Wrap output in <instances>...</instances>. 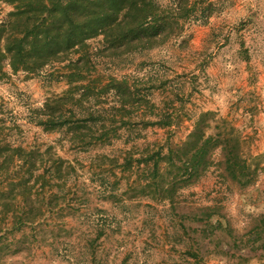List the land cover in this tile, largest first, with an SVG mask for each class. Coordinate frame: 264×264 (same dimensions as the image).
Listing matches in <instances>:
<instances>
[{
	"label": "rangeland",
	"instance_id": "374dc122",
	"mask_svg": "<svg viewBox=\"0 0 264 264\" xmlns=\"http://www.w3.org/2000/svg\"><path fill=\"white\" fill-rule=\"evenodd\" d=\"M160 2L170 8L176 0ZM184 2L179 20L172 16L169 25L174 33L152 48L111 54L103 36L89 41L81 66L100 101L76 111L107 118L94 135L40 124L37 111L69 88L71 59L32 73L5 66L1 138L47 151L36 154L37 162L31 157L36 175H47L56 155L75 170L65 182H35L20 161L6 167L0 264H264V0ZM13 9L0 0V25ZM113 77L129 81L145 97L141 105L121 104L115 90L105 88ZM208 111L214 113L208 133L227 120L258 177L244 186L233 181L217 149L212 166L172 201L158 190L170 185V175L162 176L165 163L153 177L149 156L185 142ZM160 119L172 124L148 123ZM104 131L109 139H97ZM23 177L29 183L17 186Z\"/></svg>",
	"mask_w": 264,
	"mask_h": 264
},
{
	"label": "trees",
	"instance_id": "16d2710c",
	"mask_svg": "<svg viewBox=\"0 0 264 264\" xmlns=\"http://www.w3.org/2000/svg\"><path fill=\"white\" fill-rule=\"evenodd\" d=\"M8 1L14 9L9 13L7 22L0 25V76L9 75L5 70L6 65H9L14 73H32L50 63L71 59L68 67L73 68L67 76L68 90L62 95L48 98L37 112L44 117L40 124L46 130L67 127L71 134L82 133L83 136L94 135L97 131L94 127L103 124L105 128L107 122V118H103L98 111H90L87 115L78 114L76 111V108L83 107L85 102L93 99H96L95 103L100 101V93L95 92L92 81L87 78L81 66L85 57L89 58V41L103 36L105 46L111 54L152 48L174 33L169 32L172 16L177 22L180 9L184 5L187 6L184 0H176L174 7L170 8H164L160 0ZM73 54L77 58H68ZM105 88L115 90L124 106L141 105L145 98H139L136 89L132 88L127 80L113 77ZM105 88L103 87V91ZM213 115L210 111L202 113L195 129L181 145L171 146L167 153L156 151L149 156L153 161V177L161 176L162 162L166 165L162 176L170 175V185L162 190L158 185V190L163 191L168 199L173 201L178 189L194 183L212 166V157L217 149L221 150L223 156L224 171L233 181L244 186L258 177V168L253 169L244 154L241 135L227 120H222L216 125V134L208 133L212 128L209 121ZM2 123L3 119L0 118V182L6 167L15 160L20 161L21 167H27L26 171L31 179L35 177V182L40 178L63 182L68 180L75 168L68 160L56 154L51 160L53 164H49L47 175H36V164L31 157L36 161V154L43 156L47 151L43 153L5 143L1 138V130L4 128ZM148 123L169 126L172 121L160 119L150 120ZM227 128H230L228 132ZM107 134L108 132L104 131L96 137L109 139ZM29 180L23 177L15 184L26 186ZM33 186L34 184L31 189Z\"/></svg>",
	"mask_w": 264,
	"mask_h": 264
}]
</instances>
